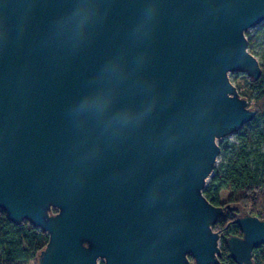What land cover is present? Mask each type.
<instances>
[{"label":"water","instance_id":"95a60500","mask_svg":"<svg viewBox=\"0 0 264 264\" xmlns=\"http://www.w3.org/2000/svg\"><path fill=\"white\" fill-rule=\"evenodd\" d=\"M264 0H0V210L49 241L37 264H220L204 190L257 111ZM234 223L255 264L264 219Z\"/></svg>","mask_w":264,"mask_h":264},{"label":"trees","instance_id":"16d2710c","mask_svg":"<svg viewBox=\"0 0 264 264\" xmlns=\"http://www.w3.org/2000/svg\"><path fill=\"white\" fill-rule=\"evenodd\" d=\"M261 36L263 31L249 38L248 49H251ZM242 82L248 85L251 91L255 88L258 90L253 106L257 115L249 124L256 126L253 135L258 142L264 144V77L253 81L244 75ZM241 97L249 98L247 94ZM243 132H247V128H244ZM245 136V140L238 145L228 141L219 144L223 162L214 169L204 190V196L214 206H224L220 197L222 192H227L230 195V203L252 202L249 213L252 216L256 215L259 207H262L263 214L260 218L264 219V153L260 149L261 146H253L252 141L249 140L251 138ZM238 216L237 210L234 209L227 212L213 226V231L220 236V264H235L229 258L227 239L232 236H242L239 227L234 223ZM48 241V235L40 229L27 222L19 226L14 225L8 220L5 212L0 210V264H31L32 262L37 264L38 256L45 249ZM253 259L255 264H264V245L254 250Z\"/></svg>","mask_w":264,"mask_h":264},{"label":"rangeland","instance_id":"374dc122","mask_svg":"<svg viewBox=\"0 0 264 264\" xmlns=\"http://www.w3.org/2000/svg\"><path fill=\"white\" fill-rule=\"evenodd\" d=\"M260 31H263V36L258 37L257 42L253 45L251 49H248L249 52L256 57L258 60L261 69H262V76L264 77V22L261 23L260 25L253 27L249 29L246 33V38L249 39L252 36L258 35ZM245 74L241 73H230L229 74V79L231 83L237 88V91L239 95H244L247 94L249 98H246L249 104L250 108H253L254 106V99L257 96L258 90L255 88L253 91H251L250 87L248 85H245L244 82H242V77ZM252 92V94H250ZM247 128V132H243V129ZM244 128H242L241 131L234 133L222 140L218 141V144H220L223 141H228L232 144H240L243 140H245L246 136L248 138H251L249 140L252 141L253 146L259 145L261 146L260 149L262 153H264V144L262 142H258L256 136L253 135L256 126L255 125H250L247 124ZM247 133V134H246ZM245 134V135H244ZM223 162L222 156L219 154L217 161H216V166L215 168L219 167L220 164ZM221 203L225 206L228 205L230 202V195L227 192H222L221 194ZM249 204V205H248ZM248 204H239V203H230V205L234 206V208L237 210V216H241L243 214H249L251 212V207L250 204L252 205V202H249ZM260 206V205H258ZM258 214H263V208L259 207V209L256 210V215L254 216H259ZM103 261H99L98 264H101ZM31 264H36V262H32Z\"/></svg>","mask_w":264,"mask_h":264},{"label":"built area","instance_id":"2783aa9c","mask_svg":"<svg viewBox=\"0 0 264 264\" xmlns=\"http://www.w3.org/2000/svg\"><path fill=\"white\" fill-rule=\"evenodd\" d=\"M259 216H257V217H259L260 218V216L262 215V214H258Z\"/></svg>","mask_w":264,"mask_h":264}]
</instances>
